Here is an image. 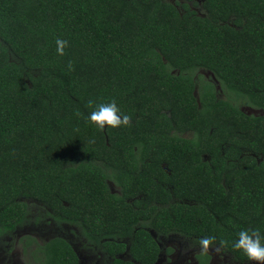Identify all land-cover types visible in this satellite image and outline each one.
<instances>
[{"label":"trees","instance_id":"trees-1","mask_svg":"<svg viewBox=\"0 0 264 264\" xmlns=\"http://www.w3.org/2000/svg\"><path fill=\"white\" fill-rule=\"evenodd\" d=\"M112 101L128 124L99 130ZM240 104L264 112V0H0V240L40 206L110 264L172 236L250 262L232 244L264 235V116ZM26 247L80 264L60 237Z\"/></svg>","mask_w":264,"mask_h":264},{"label":"rangeland","instance_id":"rangeland-1","mask_svg":"<svg viewBox=\"0 0 264 264\" xmlns=\"http://www.w3.org/2000/svg\"><path fill=\"white\" fill-rule=\"evenodd\" d=\"M198 75L206 81L212 82L215 85L218 98L225 99L222 89L210 73L199 71L196 76ZM195 96L198 97L197 92ZM240 109L248 116H264L263 111L254 110L245 104H240ZM109 186L112 193H118L113 184L110 183ZM31 219L32 221L28 225L0 240V264H35L30 254L33 247H26V241L30 239L41 245L56 237L63 238L73 247L79 257L80 264H110L111 261L97 248L90 245L76 227L56 224L48 209L40 206L32 209ZM157 241L161 253L156 264H199L197 256L202 253L209 257L208 264H253V262L237 263L217 247L208 246L207 249H204L195 241L177 236L166 239L159 238ZM168 251L171 253L168 254ZM122 258L128 259L129 257L126 254Z\"/></svg>","mask_w":264,"mask_h":264},{"label":"clouds","instance_id":"clouds-1","mask_svg":"<svg viewBox=\"0 0 264 264\" xmlns=\"http://www.w3.org/2000/svg\"><path fill=\"white\" fill-rule=\"evenodd\" d=\"M68 46L66 40H56V52L58 55H64V49ZM68 70H72V64H68ZM88 121L96 126L99 130H104L106 127L118 128L122 125L126 126L129 117L124 115L118 108L115 101L107 104H100L93 110L89 116ZM214 237L202 238L199 243L207 249L209 244L213 242ZM224 242H221L223 244ZM232 247L240 250L249 261L253 264H264V235L259 230H241L237 233V239L233 242Z\"/></svg>","mask_w":264,"mask_h":264},{"label":"flooded vegetation","instance_id":"flooded-vegetation-1","mask_svg":"<svg viewBox=\"0 0 264 264\" xmlns=\"http://www.w3.org/2000/svg\"><path fill=\"white\" fill-rule=\"evenodd\" d=\"M204 0H195V2L196 3H198V4H201L202 2H203ZM169 238V237H168ZM214 247H216V246H214ZM218 248V247H217ZM220 249V248H219ZM220 250H222V249H220ZM75 251V250H74ZM223 251V250H222ZM227 254V253H226ZM124 256V255H123ZM230 257H232L231 255H229ZM209 258V257H208ZM233 259V258H232ZM198 260V259H197ZM234 260V259H233ZM235 261V260H234ZM199 262V261H198ZM236 262V261H235ZM251 262V261H250ZM209 263V260H208V262L206 263V264H208ZM237 263H239V262H237ZM200 264V263H199Z\"/></svg>","mask_w":264,"mask_h":264}]
</instances>
